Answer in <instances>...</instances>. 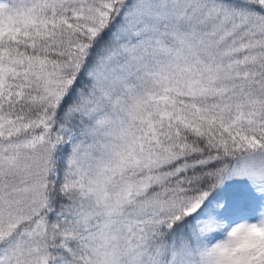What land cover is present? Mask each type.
Returning a JSON list of instances; mask_svg holds the SVG:
<instances>
[{
	"label": "snow or ice",
	"instance_id": "1",
	"mask_svg": "<svg viewBox=\"0 0 264 264\" xmlns=\"http://www.w3.org/2000/svg\"><path fill=\"white\" fill-rule=\"evenodd\" d=\"M0 264H264V0H0Z\"/></svg>",
	"mask_w": 264,
	"mask_h": 264
}]
</instances>
